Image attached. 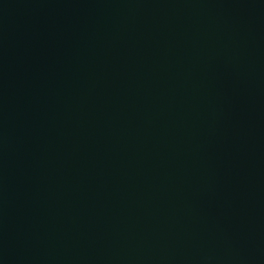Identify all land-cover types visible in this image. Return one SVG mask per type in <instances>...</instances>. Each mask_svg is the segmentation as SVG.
<instances>
[{
	"label": "water",
	"instance_id": "95a60500",
	"mask_svg": "<svg viewBox=\"0 0 264 264\" xmlns=\"http://www.w3.org/2000/svg\"><path fill=\"white\" fill-rule=\"evenodd\" d=\"M0 264H264V0H0Z\"/></svg>",
	"mask_w": 264,
	"mask_h": 264
}]
</instances>
